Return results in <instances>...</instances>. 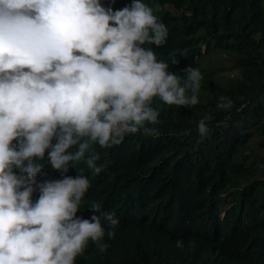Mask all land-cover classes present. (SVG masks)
<instances>
[{
    "label": "clouds",
    "instance_id": "9594fccd",
    "mask_svg": "<svg viewBox=\"0 0 264 264\" xmlns=\"http://www.w3.org/2000/svg\"><path fill=\"white\" fill-rule=\"evenodd\" d=\"M167 36L143 0L117 10L101 0H0V264H75L89 241L107 249L105 224L111 239L119 220L95 201L90 218L77 216L90 181L66 173L82 160L101 172L94 144L154 135V97L199 103V69L186 66L182 79L144 47ZM169 55L178 65L176 51ZM232 106L218 98V109ZM211 119L198 121L200 136ZM46 152L51 168L40 173Z\"/></svg>",
    "mask_w": 264,
    "mask_h": 264
},
{
    "label": "trees",
    "instance_id": "16d2710c",
    "mask_svg": "<svg viewBox=\"0 0 264 264\" xmlns=\"http://www.w3.org/2000/svg\"><path fill=\"white\" fill-rule=\"evenodd\" d=\"M101 3L117 10L132 0ZM143 3L168 29L163 46L144 47L182 79L186 66L199 69V103L181 107L154 97V135H126L111 148L94 144L99 174L83 160L69 163L66 175L81 172L91 185L76 215L90 218L95 201L119 220L111 239L105 224L107 249L89 241L75 264H264V0ZM212 41L220 66L239 71L226 82L200 64ZM221 96L231 109L217 108ZM206 114L212 119L202 137L197 124ZM39 162L40 173L51 168L47 152Z\"/></svg>",
    "mask_w": 264,
    "mask_h": 264
},
{
    "label": "rangeland",
    "instance_id": "374dc122",
    "mask_svg": "<svg viewBox=\"0 0 264 264\" xmlns=\"http://www.w3.org/2000/svg\"><path fill=\"white\" fill-rule=\"evenodd\" d=\"M220 47L215 45L214 41L211 42L210 47L207 49L203 47L202 52L203 55L200 58V64L203 67L205 72H209L210 69H215V76L217 79L226 82L230 76L238 75L239 71L237 69L227 70L220 66V62H222V54L219 53ZM255 141L252 142V146Z\"/></svg>",
    "mask_w": 264,
    "mask_h": 264
}]
</instances>
